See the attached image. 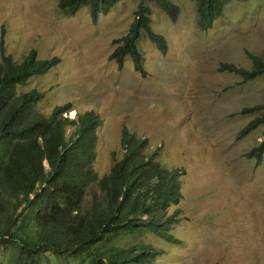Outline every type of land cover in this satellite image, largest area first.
Listing matches in <instances>:
<instances>
[{
  "label": "rangeland",
  "instance_id": "374dc122",
  "mask_svg": "<svg viewBox=\"0 0 264 264\" xmlns=\"http://www.w3.org/2000/svg\"><path fill=\"white\" fill-rule=\"evenodd\" d=\"M172 2L179 7L175 20L155 0H121L94 22L87 6L67 15L60 0H0V41L4 36L18 62L33 51L61 59L18 91L46 92L36 108L45 115L72 102L71 117L89 110L100 116V177L123 157L125 127L146 138L147 151L157 150L165 167L183 170V197L169 209L182 211L171 231L181 242L152 232L137 237L159 251L153 264H264V154L260 165L247 156L264 142V124L241 135L261 115L243 110L264 103V75L245 80L222 70H250L248 54L263 56L264 0H228L208 29L199 25L196 0ZM140 3L149 5L153 31L167 42L163 53L142 35L145 74L131 58L123 69L109 58ZM73 130L67 127L68 137Z\"/></svg>",
  "mask_w": 264,
  "mask_h": 264
},
{
  "label": "trees",
  "instance_id": "16d2710c",
  "mask_svg": "<svg viewBox=\"0 0 264 264\" xmlns=\"http://www.w3.org/2000/svg\"><path fill=\"white\" fill-rule=\"evenodd\" d=\"M117 1L60 0L59 7L75 15L88 6L97 20ZM155 1L177 18L179 7L171 0ZM227 1L196 0L200 27L210 28L223 15ZM140 4L129 32L115 40L121 44L110 59L123 68L130 56L136 70L145 74L138 44L141 31L163 53L167 42L151 31L150 8ZM248 55L252 69L224 64L222 70L238 73L245 80L264 75V53L262 57ZM0 59V264H153L159 251L138 236L152 232L180 243L171 231L182 211L170 214L169 209L182 198L183 170L165 167L157 150H146L147 139L125 127L123 157L115 158L110 171L100 177L94 167L99 116L87 111L71 118L72 102L45 115L36 108L46 92H17L19 85L48 72L59 60L39 59L33 51L18 62L6 52L4 36ZM255 111L261 115L241 135L264 124V103L243 110ZM67 126L75 127L69 137ZM263 154L264 142L247 156L261 164ZM126 237H133V243L122 245Z\"/></svg>",
  "mask_w": 264,
  "mask_h": 264
},
{
  "label": "clouds",
  "instance_id": "9594fccd",
  "mask_svg": "<svg viewBox=\"0 0 264 264\" xmlns=\"http://www.w3.org/2000/svg\"><path fill=\"white\" fill-rule=\"evenodd\" d=\"M119 1H121V0H119ZM117 2H118V1H117ZM115 4H116V3H115ZM142 4H143V3H142ZM140 5H141V4H139V6H140ZM83 7H84V6H83ZM87 7H88V6H87ZM88 8H89V7H88ZM112 8H113V7H112ZM112 8H111V9H112ZM89 10H90V9H89ZM136 11H137V10H136ZM163 11H164V10H163ZM107 13H108V12H106V13H100L99 16H100L101 14H107ZM166 13H167V12H166ZM90 14H91V11H90ZM167 14H168V13H167ZM67 15H69V14H67ZM99 16H98V18H99ZM170 16H171V15H170ZM91 17H92V14H91ZM98 18H97V20H98ZM135 18H136V12L134 13V20H133V22L135 21ZM150 18H151V17H150ZM92 20H93L94 22L97 21V20H94L93 17H92ZM133 22L131 23V26H132ZM131 26H130V28H131ZM150 27H151V29H152L151 31H153V28H152L151 25H150ZM130 28H129V30H130ZM128 32H129V31H128ZM128 32H127V33H128ZM153 32H155V31H153ZM127 33H126V34H127ZM155 33H156V32H155ZM126 34H125V35H126ZM143 34H146V36H147L148 38H150V37L148 36L147 32L142 30V31H141V35H140V37H139V39H138V44H139V40H140V38L142 37ZM156 34H158V33H156ZM125 35H124V36H125ZM159 35H161V34H159ZM161 36H163V35H161ZM122 37H123V36H122ZM163 37H164V36H163ZM117 38H118V37H117ZM120 38H121V37H120ZM164 38H165V37H164ZM118 39H119V38H118ZM115 40H116V39H115ZM165 40H166V39H165ZM152 42H154V41L152 40ZM115 43H116V42H115ZM154 43H155V42H154ZM116 44H117V46H119L121 43H118V42H117ZM155 44H156V43H155ZM156 45H157V44H156ZM117 46H116V48H117ZM116 48H115V49H116ZM115 49H114V50H115ZM159 49H160V48H159ZM160 50H161V49H160ZM113 52H114V51H113ZM113 52H112V53H113ZM162 52H163V51H162ZM112 53H111V54H112ZM36 56H37V55H36ZM37 57H38V56H37ZM38 58H39V57H38ZM55 58H57V59L59 60V62H56V64H55L50 70H52L53 68H55V67L61 62V59H60L59 57H57V56L52 57V58H49V59L46 58L47 60H50V61L55 60ZM109 58H110V57H109ZM128 58H131V57H130V56L126 57L125 61H126ZM39 59H41V58H39ZM131 59H132V58H131ZM113 61H115V60H113ZM125 61H124V65H125ZM132 61H133V59H132ZM115 62H116V61H115ZM116 63H117V62H116ZM133 63H134V61H133ZM117 64H118V63H117ZM124 65H123V68H124ZM118 66H119V64H118ZM134 67H135V64H134ZM123 68H120V67H119V69H123ZM135 69H136V68H135ZM50 70H49V71H50ZM49 71H48V72H49ZM136 71H137V70H136ZM138 72H140V71H138ZM46 73H47V72H46ZM44 74H45V73H44ZM41 75H42V74H41ZM34 77H36V76H34ZM30 79H31V78H29L28 81H29ZM28 81H27V82H28ZM27 82H26V83H27ZM26 83H25V84H26ZM23 85H24V84H23ZM19 86H21V85H19ZM19 86H18V87H19ZM18 87H17V92H18V93H27V92H29V91H27V92H19V91H18ZM65 104H66V103H65ZM71 111H73V109H72ZM71 111H70V112H71ZM89 111H93V110H89ZM70 112H69V113H70ZM85 112H87V111H85ZM85 112H78V113H85ZM94 112H95V111H94ZM69 113H68V114H69ZM76 114H77V113H76ZM95 114H96V112H95ZM77 115H78V114H77ZM97 115H98V114H97ZM69 116H70V114H69ZM98 116H99V115H98ZM70 117H71V116H70ZM76 117H77V116H76ZM76 117H75V118H76ZM71 118H73V117H71ZM99 118H100V116H99ZM100 120H101V118H100ZM101 125H102V120H101ZM67 127H68V126H67ZM67 127H66V132H67ZM71 127H73V126H71ZM73 128L75 129V127H73ZM71 133H72V132H71ZM146 150H147V149H146ZM262 160H263V159H262ZM45 164L48 165L47 162H46ZM259 165H260V164H259ZM176 168H177V167H176ZM182 182H183V181H182ZM182 197H183V194H182ZM180 199H181V198H180Z\"/></svg>",
  "mask_w": 264,
  "mask_h": 264
},
{
  "label": "bare ground",
  "instance_id": "6f19581e",
  "mask_svg": "<svg viewBox=\"0 0 264 264\" xmlns=\"http://www.w3.org/2000/svg\"><path fill=\"white\" fill-rule=\"evenodd\" d=\"M146 1H148V0H146ZM172 1V0H171ZM154 2V1H153ZM146 4V3H145ZM149 6V5H148ZM140 46V45H139ZM159 47V46H158ZM163 51V50H162ZM144 58V57H143ZM125 64H126V62H125ZM48 73V72H47ZM46 74V73H45ZM40 76V75H39ZM40 104V103H39ZM39 106V105H38ZM127 135V134H126ZM132 135V134H131ZM131 137V136H130ZM127 138V137H126ZM129 138V137H128ZM127 140V139H126ZM129 140V139H128ZM123 142H124V140H123ZM124 145V144H123ZM125 147V146H124ZM128 147V146H127ZM128 149V148H127ZM98 152V151H97ZM98 156V155H97ZM119 159V158H118ZM96 168V167H95ZM99 175V174H98Z\"/></svg>",
  "mask_w": 264,
  "mask_h": 264
}]
</instances>
